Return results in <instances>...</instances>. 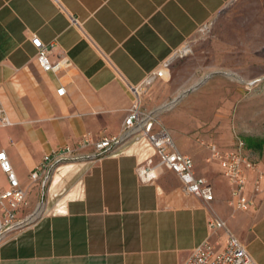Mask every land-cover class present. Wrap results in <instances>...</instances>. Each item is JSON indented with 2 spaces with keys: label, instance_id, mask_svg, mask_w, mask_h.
I'll return each instance as SVG.
<instances>
[{
  "label": "crops",
  "instance_id": "1",
  "mask_svg": "<svg viewBox=\"0 0 264 264\" xmlns=\"http://www.w3.org/2000/svg\"><path fill=\"white\" fill-rule=\"evenodd\" d=\"M209 21L214 36L173 63L164 80L146 86L140 109L178 103L159 114L161 126L211 183L213 201L184 194L152 149L126 143L98 156L62 218L66 227L95 228L98 251L40 253L31 238L0 248V264H183L206 239L222 250L226 230L264 264V149L253 159L257 169L245 173L244 196L252 204L232 212L220 166L205 162L206 150L189 134L199 117L210 116V104L229 102L230 73L245 78L264 70V0H0V102L12 121L0 130V143L21 187L34 194L37 182L29 175L45 156L75 148L87 133L93 140L118 134L135 101L131 88ZM32 36L50 47V60L65 57L68 64L43 71ZM236 139L217 145L232 150ZM1 177L5 189L0 169ZM211 214L226 228L211 234Z\"/></svg>",
  "mask_w": 264,
  "mask_h": 264
},
{
  "label": "built area",
  "instance_id": "2",
  "mask_svg": "<svg viewBox=\"0 0 264 264\" xmlns=\"http://www.w3.org/2000/svg\"><path fill=\"white\" fill-rule=\"evenodd\" d=\"M72 20L76 21L73 18ZM212 26L213 22L209 21L199 26L198 31L209 33ZM31 43L37 50V62L43 71L54 72L60 66L68 64V59L65 57L57 62L50 60V47L43 44L37 36L31 37ZM191 51L190 42L186 40L161 63L158 69L151 72L140 86L131 88L135 101L128 110L118 134L93 140L91 135L87 133L77 142L75 148H69L68 146L59 148L51 156H45L41 164L30 173L31 182H40L45 185L49 169L53 163L66 157H74L87 147H92L98 151V154L104 155L123 144L129 143L137 145L141 149H152L158 158L157 165L168 168L178 177L184 194L194 196L206 204L213 201V187L204 176L196 173L193 159L177 149L172 137L161 126L155 116L140 109V94L144 88L157 78L164 79L172 60L186 56ZM64 92L63 87L56 90V93L60 96ZM11 124L12 121L0 102V130ZM209 152L210 156L207 160L218 163L222 175L230 185L228 206L232 212L247 210L252 201L244 196V187L247 181L245 173L248 170L257 169V165L247 153L244 140L237 138L234 149L226 151L221 150L217 144L212 143L209 145ZM0 169L5 173L7 180V187L0 189L1 244L5 237L20 223L19 212L26 203L27 190L21 187L1 143ZM142 172L147 174L146 169H143ZM257 188L258 186L256 190ZM206 224L211 234H215L218 229L226 228L225 222L216 214H211L207 218ZM226 232V243L222 250H218L216 243L206 239L190 252L183 264H257L239 239L228 230Z\"/></svg>",
  "mask_w": 264,
  "mask_h": 264
},
{
  "label": "rangeland",
  "instance_id": "3",
  "mask_svg": "<svg viewBox=\"0 0 264 264\" xmlns=\"http://www.w3.org/2000/svg\"><path fill=\"white\" fill-rule=\"evenodd\" d=\"M213 36V26L209 33H201L197 29L187 40L190 42L191 53L173 59L171 65L193 56L194 48ZM262 62H264V53H262ZM220 74L222 73L215 71L212 75ZM225 90L229 94V102L210 104L211 108H208L210 116L199 117L197 128L189 133L193 136L195 144L206 150L207 164L215 163L213 160H207L210 156L209 145L212 143L226 146L233 140V136L241 139L248 136L264 139V70L247 72L245 78L242 73L240 76L230 73V86L225 87ZM217 91L219 93V89ZM175 104L178 103L168 100L149 113L163 125L159 114ZM183 111L190 109L184 108ZM246 151L252 160L258 158V153L248 149ZM98 156H101L98 151L91 148L79 152L74 157H66L53 163L46 184L37 182L35 193L27 194L26 203L19 212L20 223L5 237L0 248L24 244V241L33 238L40 253L51 249L55 250V253L69 250L74 254L80 251H98V242L94 240L98 238L95 228L66 227L62 221L66 216V205L73 199L79 198L77 194L82 187L80 181L86 176ZM57 176L58 179L54 182ZM90 180H87L88 194L94 191ZM3 184L4 178L1 177L0 185ZM47 220L54 222L46 223ZM86 238L91 239L92 242L86 243Z\"/></svg>",
  "mask_w": 264,
  "mask_h": 264
},
{
  "label": "trees",
  "instance_id": "4",
  "mask_svg": "<svg viewBox=\"0 0 264 264\" xmlns=\"http://www.w3.org/2000/svg\"><path fill=\"white\" fill-rule=\"evenodd\" d=\"M246 149L252 152L260 153L264 149V139L257 137H244L243 138Z\"/></svg>",
  "mask_w": 264,
  "mask_h": 264
}]
</instances>
